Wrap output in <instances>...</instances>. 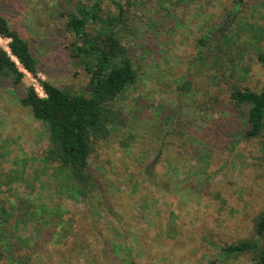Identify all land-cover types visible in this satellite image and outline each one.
Wrapping results in <instances>:
<instances>
[{
  "label": "rangeland",
  "instance_id": "obj_1",
  "mask_svg": "<svg viewBox=\"0 0 264 264\" xmlns=\"http://www.w3.org/2000/svg\"><path fill=\"white\" fill-rule=\"evenodd\" d=\"M96 1L0 0L38 61L20 85L0 74V203L32 245L19 253L27 264H257L218 247L254 237L264 207V148L242 137L245 106L230 97L264 85V0H100L86 31L114 29L137 79L112 101L125 124L94 143L83 199L44 161L45 125L20 97L29 85L43 95L41 80L90 85L66 21Z\"/></svg>",
  "mask_w": 264,
  "mask_h": 264
},
{
  "label": "trees",
  "instance_id": "obj_2",
  "mask_svg": "<svg viewBox=\"0 0 264 264\" xmlns=\"http://www.w3.org/2000/svg\"><path fill=\"white\" fill-rule=\"evenodd\" d=\"M133 1L125 0V3L131 5ZM99 2L96 1L89 9H80L79 15L70 13L66 21L67 30L73 32L80 42V45L73 46L71 54L85 61V67L91 73L92 91L87 86L84 91L70 92L47 80H41L44 96L29 85L20 97V103L30 107L33 116L45 125L49 147L44 161L57 165L63 180L70 182V187L64 186V183L62 187L71 188V192L83 199L92 196L91 191L97 182L89 168V156L94 143L106 138L117 126L125 124L121 110L115 108L112 101L137 79L130 59L123 56L124 49L114 29H100L94 34L86 31L88 22L96 17ZM241 2L237 0L236 6ZM113 3L119 9L118 20H121L123 5L119 1ZM227 23L224 25V21L220 22L213 30L219 28L218 31H221L224 26H228ZM0 37L9 40V52L0 45V74L10 77L12 83L17 85L22 84L23 70L36 76L38 61L27 40L20 36L19 31L2 14ZM204 38H199V44L203 43ZM258 59L264 67V55H258ZM180 87H184V84ZM230 97L237 105L245 106L247 129L242 137L260 138L264 148V85L257 89L234 87ZM10 217L11 214L0 203V258L4 259L5 264H27L29 255L19 252L21 248H31L30 239L14 236V228L9 225ZM61 222V218L55 220L56 224ZM218 249L221 256L225 257L252 253L257 264H264V207L256 220L254 237Z\"/></svg>",
  "mask_w": 264,
  "mask_h": 264
},
{
  "label": "water",
  "instance_id": "obj_3",
  "mask_svg": "<svg viewBox=\"0 0 264 264\" xmlns=\"http://www.w3.org/2000/svg\"><path fill=\"white\" fill-rule=\"evenodd\" d=\"M88 89H89V90H91V89H92L90 85H88Z\"/></svg>",
  "mask_w": 264,
  "mask_h": 264
},
{
  "label": "built area",
  "instance_id": "obj_4",
  "mask_svg": "<svg viewBox=\"0 0 264 264\" xmlns=\"http://www.w3.org/2000/svg\"><path fill=\"white\" fill-rule=\"evenodd\" d=\"M43 90V89H42ZM38 93V92H37ZM39 94V93H38ZM40 95V94H39ZM41 96H44V92H43V95H41Z\"/></svg>",
  "mask_w": 264,
  "mask_h": 264
}]
</instances>
